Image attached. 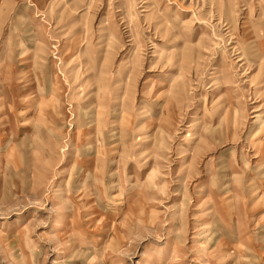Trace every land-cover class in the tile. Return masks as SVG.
Segmentation results:
<instances>
[{"label": "rangeland", "instance_id": "rangeland-1", "mask_svg": "<svg viewBox=\"0 0 264 264\" xmlns=\"http://www.w3.org/2000/svg\"><path fill=\"white\" fill-rule=\"evenodd\" d=\"M0 264H264V0H0Z\"/></svg>", "mask_w": 264, "mask_h": 264}, {"label": "bare ground", "instance_id": "bare-ground-1", "mask_svg": "<svg viewBox=\"0 0 264 264\" xmlns=\"http://www.w3.org/2000/svg\"><path fill=\"white\" fill-rule=\"evenodd\" d=\"M239 60H241V59H239ZM104 82V81H103ZM105 85V84H104ZM102 88V90H104L105 91V88L104 87H101ZM60 103H58L60 106L62 105L63 106V104H62V102H61V100L59 101ZM117 105V104H116ZM103 107V109H105L104 110V112L107 114V110L108 109H106L107 107L106 106H102ZM114 113H116V111L114 112ZM112 123H118V124H120V126L122 127V129H123V131L122 132H125L124 130H125V128H123V123H125V120H124V118H123V116H119V115H117V113L114 115V117H113V122ZM78 124V123H77ZM118 124H116V125H118ZM90 133H92V132H90ZM89 133V134H90ZM117 133H119V131H116L114 134H117ZM88 134V133H87ZM122 134V133H121ZM124 135V134H123ZM124 136H122V138H123ZM122 138L120 139V141L122 140ZM118 138H116V140H119ZM199 139V138H198ZM90 142V141H89ZM103 145V144H102ZM105 146V145H104ZM104 146H102L101 148H99L98 149V158H99V161H102L103 159H104V157H105V148H104ZM113 170V169H112ZM115 170V169H114ZM106 171V170H105ZM111 177H116V175H115V173H112L111 174ZM67 237V236H66ZM23 251V250H22ZM24 261V260H23Z\"/></svg>", "mask_w": 264, "mask_h": 264}]
</instances>
